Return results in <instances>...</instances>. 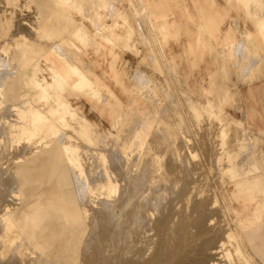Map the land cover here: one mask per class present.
I'll list each match as a JSON object with an SVG mask.
<instances>
[{
  "label": "rangeland",
  "instance_id": "374dc122",
  "mask_svg": "<svg viewBox=\"0 0 264 264\" xmlns=\"http://www.w3.org/2000/svg\"><path fill=\"white\" fill-rule=\"evenodd\" d=\"M30 104L51 115L31 138ZM23 165L45 177L26 194ZM263 170L264 0H0V264H264ZM56 196L82 219L51 210L12 247Z\"/></svg>",
  "mask_w": 264,
  "mask_h": 264
},
{
  "label": "bare ground",
  "instance_id": "6f19581e",
  "mask_svg": "<svg viewBox=\"0 0 264 264\" xmlns=\"http://www.w3.org/2000/svg\"><path fill=\"white\" fill-rule=\"evenodd\" d=\"M94 1V0H93ZM24 5V4H23ZM22 5V6H23ZM36 6V5H35ZM73 6V5H72ZM101 6V5H100ZM136 7V6H135ZM85 9V8H84ZM60 11V10H59ZM38 12V11H37ZM124 17V16H123ZM67 18V17H66ZM41 20V19H40ZM125 20H126V18H125ZM65 21V20H64ZM123 23H125V22H123ZM127 23V22H126ZM34 24V23H33ZM48 25V24H47ZM62 25V24H61ZM128 25V24H127ZM55 26V25H54ZM71 26V25H70ZM141 26V25H140ZM128 27H129V25H128ZM164 27V26H163ZM34 28V27H33ZM39 28V27H38ZM80 28V27H79ZM83 28V27H82ZM125 28H127V27H125ZM165 28V27H164ZM73 29V28H72ZM65 30V29H64ZM80 31V30H79ZM79 31H77L76 33L77 34H79L78 32ZM97 31V30H96ZM95 31V32H96ZM71 32H73V31H71ZM98 32V31H97ZM128 32V31H127ZM80 33H82V32H80ZM64 34V33H63ZM74 34V33H73ZM83 35H84V33H83ZM86 35V34H85ZM84 35V36H85ZM74 36V35H73ZM77 36V35H76ZM80 36V37H79ZM101 36V35H100ZM82 36L79 34L78 35V37L77 38H80V40L82 39L81 38ZM59 38V37H58ZM83 38H85V37H83ZM88 39V38H87ZM109 39V38H108ZM4 40V39H3ZM39 40V39H38ZM79 40V39H78ZM11 42H12V40H11ZM85 42V41H84ZM36 43V42H35ZM42 43H44V42H42ZM49 44V43H48ZM42 45V44H41ZM4 46V45H3ZM9 46V45H8ZM40 46V45H39ZM41 47V46H40ZM2 55V54H1ZM63 61V60H62ZM246 67V66H245ZM15 68V67H14ZM57 73H58V71H57ZM76 71H75V69L73 68V67H66L59 75V77H62V79L64 80V81H70V82H72V83H77L78 85H79V87H78V85L76 84V86L78 87V88H80V84L79 83H82L81 81H83V79H84V77H82V76H77L76 75ZM15 74V73H14ZM54 74V73H53ZM58 75V74H57ZM53 85H55V86H57V83H59V80L56 78V76H55V78L53 77ZM85 80V79H84ZM3 81V80H2ZM1 81V82H2ZM35 81V80H34ZM13 83V82H12ZM34 84V83H33ZM82 84H85L84 82L82 83ZM81 84V85H82ZM60 85V84H59ZM86 85V84H85ZM72 86V85H71ZM73 86H75V84H73ZM88 86V85H87ZM35 87V86H34ZM76 87V88H77ZM83 87V86H82ZM81 87V88H82ZM73 88V87H72ZM74 90V89H73ZM49 92V91H48ZM48 94V93H47ZM58 95V94H57ZM3 96H4V94H3ZM26 96V95H25ZM59 96V95H58ZM5 97V96H4ZM54 97V96H53ZM25 98V97H24ZM22 99V98H21ZM59 99H61V98H59ZM23 100V99H22ZM49 100H50V95H49ZM48 100V101H49ZM50 101H53V100H50ZM55 101H57V100H54V102ZM59 101V100H58ZM61 101V100H60ZM22 103V102H21ZM27 103H29V102H27ZM26 103V104H27ZM31 103V102H30ZM56 103V102H55ZM54 103V104H55ZM40 104H42V102L40 103ZM44 104V105H43ZM42 105L43 106H45V103H43ZM67 104V103H66ZM23 105V104H22ZM57 105H59V103L57 104ZM59 106H61L62 107V103L60 102V105ZM24 107H25V105H24ZM30 110H28V111H31L30 113H28L27 112V110H24V112L26 111L30 116H31V119H32V121H31V119H30V122L28 123V127H29V124H31L32 125V122L34 123V124H36L35 122H37L38 124L40 123V125H42L43 123H41V122H45L46 121V117H44V112H46V113H48L49 111L47 110V111H45V109L43 110V111H41V105L39 106L40 108L38 109V106H36L37 108H35V106H32L31 104H30ZM34 107V108H33ZM49 107V105L46 107V108H48ZM55 107H57L56 105H55ZM68 107V106H67ZM19 108H20V106H19ZM67 109V108H66ZM50 110V109H49ZM71 110H73V109H71ZM23 111V110H22ZM74 111V110H73ZM24 112H23V114H24ZM25 112V113H26ZM66 112V115H67V110L65 111ZM65 112H63V113H65ZM68 113H71V111L69 110V112ZM80 113V112H79ZM17 114V113H16ZM15 114V115H16ZM20 114H22V113H20ZM26 115V114H25ZM24 115V116H25ZM48 116L50 115V113H48L47 114ZM47 115H45V116H47ZM19 116V115H18ZM27 116V115H26ZM51 116V115H50ZM52 116H53V114H52ZM62 116L63 117H65L63 114H62ZM71 116V115H70ZM21 117V116H20ZM29 117V116H28ZM28 117H25V118H28ZM67 117V116H66ZM81 117V116H80ZM22 118V117H21ZM75 118V117H74ZM24 119V118H23ZM51 119H52V117H51ZM70 119V118H69ZM20 121H21V119H19ZM28 120H29V118H28ZM48 120H49V117H48ZM47 120V121H48ZM53 120V119H52ZM64 120H65V118H64ZM66 120H68V119H66ZM78 120H79V118H78ZM78 120H76L77 122H78ZM122 120V119H121ZM27 120L25 119V122H26ZM47 121H46V123H47ZM71 121H72V119H71ZM62 122V121H61ZM67 122V121H66ZM81 122H82V120H81ZM21 123H23V122H21ZM52 123V122H51ZM70 123V122H69ZM71 123H73V122H71ZM68 124V123H67ZM76 124V123H75ZM79 124V123H78ZM21 125V124H20ZM30 125V128H28V129H26V131L29 133V135H30V138L34 135V130H32V128L34 129V128H36V127H33V125L31 126ZM40 125H37V126H39V128H41V126ZM54 126H55V124H54ZM72 126V124L70 125V127ZM76 126H77V124H76ZM32 127V128H31ZM42 127H43V125H42ZM85 127V126H84ZM19 128H22V125L19 127ZM74 128V127H73ZM78 128V127H77ZM76 128V129H77ZM25 129H24V131H25ZM68 130V128L66 127L65 128V130ZM22 130V129H21ZM20 130V131H21ZM50 130H52V132H53V129H50ZM62 130H63V128H62ZM73 131L72 129H69V131ZM79 130H80V127H79ZM83 131H84V129H83ZM21 132H23V130L21 131ZM52 132L50 131V132H47L46 133V135H45V137H44V139L45 138H47V137H50V136H52ZM60 133H61V129H60V131H59ZM80 132V131H79ZM70 134V137H68L69 138V140H70V138L72 137V133H70V132H66V134ZM45 134V133H44ZM68 134V135H69ZM226 134V133H225ZM17 135V134H16ZM60 134H58V136H59ZM62 135V134H61ZM60 135V136H61ZM80 135V134H79ZM64 136V133H63V135H62V137ZM222 136H223V133H222ZM62 137H61V139H60V142H61V140L63 141V139L64 138H66V137H63V139H62ZM105 137V136H104ZM59 139V137H57V140ZM71 139H73V138H71ZM254 140V139H253ZM43 140H41V142H42ZM59 141V140H58ZM77 141V140H76ZM255 141V140H254ZM21 142V141H20ZM65 142V140L63 141V143ZM72 142H74V141H72ZM221 142V141H220ZM261 142V141H260ZM66 143L67 142H65V145H66ZM254 143H256V142H254ZM19 144V143H18ZM17 144V145H18ZM49 143H46V145H48ZM51 144V143H50ZM49 144V145H50ZM68 144H71V142L69 143L68 142ZM260 144V143H259ZM20 145V144H19ZM52 145V144H51ZM71 145H73V144H71ZM254 145V144H253ZM253 145H252V143L250 144V146H248V148H247V151H246V153L245 154H247V155H249V154H254L253 153ZM261 145V144H260ZM63 146V145H62ZM70 146V145H69ZM69 146H65L64 147V150H65V154L64 155H66L67 156V154H68V157L69 158H67V159H69L70 161H68V160H64V163L66 164L67 163V161L68 162H73V163H76L78 160H79V157L81 156L82 157V155H81V153L83 152H80V149L79 148H77V146H73V147H69ZM103 146V145H102ZM148 146V145H147ZM256 146V145H255ZM23 147V146H22ZM257 147V146H256ZM258 147H259V145H258ZM47 148V147H46ZM81 148V147H80ZM85 148H86V146H85ZM88 148V147H87ZM101 148V147H100ZM246 148V145H241L240 146V149L241 150H244ZM23 149V148H22ZM61 149V151H62V148H60ZM94 149H96V148H94ZM220 149V148H219ZM259 149V148H258ZM17 150H18V147H17ZM19 150H20V148H19ZM24 150V149H23ZM99 150V149H98ZM240 150V151H241ZM246 150V149H245ZM36 151H38V150H36ZM239 151V152H240ZM22 152H24V151H22ZM46 152H48V151H43V152H41L40 154H38V155H36L35 157H34V159L32 160L33 162H37V161H43V162H45V158L43 157V155H44V153H46ZM90 152V151H89ZM239 152H236V153H231L230 151H225V155L223 156V158L222 159H224V161H225V158L226 159H228L231 163L232 162H234V161H236V159L239 157ZM243 152V151H242ZM256 152H259V150H256ZM36 153V152H35ZM18 154H20V155H22L21 154V151H20V153H18L17 152V156H18ZM34 154V153H33ZM84 154V153H83ZM87 154V153H86ZM92 154V153H91ZM115 154V153H114ZM223 155V154H222ZM221 155V156H222ZM17 156H16V159H17ZM92 156V155H91ZM94 156H95V154H94ZM121 156V155H120ZM85 157V156H84ZM114 157V156H113ZM22 158H23V156H22ZM83 158V157H82ZM121 158V157H120ZM24 159H25V157H24ZM64 159H66V158H64ZM90 159V158H89ZM113 159V158H112ZM29 160V159H28ZM27 160V161H28ZM51 160V159H50ZM82 160V159H81ZM116 160V159H115ZM120 160V159H119ZM15 161V160H14ZM84 161V160H83ZM90 161H92V160H90ZM107 161V160H106ZM82 162V161H81ZM96 162V161H95ZM112 162V161H111ZM227 162V161H226ZM83 163V162H82ZM88 163V162H87ZM94 163V162H93ZM115 163V162H114ZM223 163V162H222ZM249 163V162H248ZM79 164V163H78ZM113 164V163H112ZM116 164V163H115ZM118 164V163H117ZM69 165H71V163H69ZM226 165V164H225ZM229 165V164H228ZM84 166V165H83ZM82 166V167H83ZM88 166H89V164H88ZM97 166V165H96ZM106 166V165H105ZM114 166H116V165H114ZM237 166V165H236ZM68 167V166H67ZM71 167V166H70ZM79 167H81V165H78V169L80 170V168ZM101 167V166H100ZM108 167V166H107ZM228 167V166H227ZM238 167V166H237ZM20 169L17 171V174L19 175L18 177H19V180H20V185H22V187L24 188V193L26 194V193H28V192H32L34 189H35V187H33L32 186V184L34 183V181L36 180V179H39V177L38 176H44V175H42V174H40V171L42 170V168L43 167H38V166H35V167H32V166H30V165H27V166H24L23 165V167H19ZM72 168V167H71ZM91 168V167H90ZM15 169H17V168H15ZM61 169V168H60ZM64 169V168H63ZM73 169V168H72ZM100 169V168H99ZM231 169H233L234 170V168H233V166L231 167ZM76 170V169H75ZM85 170V169H84ZM83 170V171H84ZM107 170V169H106ZM122 170V169H121ZM119 171V172H122V171ZM222 170H223V167H222ZM45 171V170H44ZM63 171V170H62ZM236 171V170H235ZM262 171V170H261ZM264 171V170H263ZM59 172V171H58ZM60 172H61V170H60ZM59 172V173H60ZM77 172V171H76ZM75 172V173H76ZM101 172V171H100ZM107 172H108V170H107ZM45 173V172H44ZM70 173V172H69ZM69 173H68V175H65V173H63V178H62V180H64V182L66 183V181L68 182L67 184H69V182L70 181H68L69 180V178L71 177V174H70V177H69ZM85 173H86V171H85ZM96 173V172H95ZM232 173H234V172H232ZM248 173V175H249V179L248 180H250L251 182H252V180L253 181H256V178H257V173H258V167L257 166H255V165H253L250 169H249V171L247 172ZM40 174V175H39ZM73 174V173H72ZM88 174V173H87ZM87 174H85V175H87ZM99 174V173H98ZM101 174V173H100ZM111 174V173H110ZM110 174H109V176H110ZM116 174V173H115ZM125 174V173H124ZM102 175H103V172H102ZM101 175V176H102ZM15 176V175H14ZM40 176V177H41ZM78 176V175H77ZM89 176V175H88ZM126 176V175H125ZM233 176V175H232ZM17 177V176H16ZM17 177V178H18ZM38 177V178H37ZM96 177V176H95ZM94 177V178H95ZM104 177H105V175H104ZM103 177V178H104ZM108 177V176H107ZM112 177V176H111ZM235 177V176H234ZM45 178V177H44ZM43 177H41V179L43 180L44 179ZM75 177H74V174H73V179H74ZM89 178H91L90 176H89ZM99 178V177H98ZM110 178V177H109ZM113 178V177H112ZM127 178V177H126ZM41 179L40 180H38V181H41ZM71 179V178H70ZM76 179V180H75ZM74 179V182L75 183H73L72 182V180H71V183H73V185H75V188H79V186L80 187H82L81 186V183H80V185L78 184L79 183V181L77 180V177ZM115 179V178H114ZM118 179H120V178H118ZM122 179H124V178H122ZM246 179V180H247ZM15 180H18V179H14V181ZM62 180H60V181H62ZM80 180V179H79ZM104 180V179H103ZM121 180V179H120ZM14 181H13V183H14ZM37 181V180H36ZM111 181V178H110V180L108 179V182H110ZM245 181V180H244ZM33 182V183H32ZM89 182H90V179H89ZM102 182V181H101ZM113 182H114V180H113ZM112 182V183H113ZM15 183H16V181H15ZM43 183V182H42ZM84 183V188H86L85 186V182H83ZM82 183V184H83ZM88 183V182H87ZM95 183V182H94ZM243 183V186L246 184H244V182H242ZM250 183V182H249ZM35 184V183H34ZM90 184V183H89ZM91 184H93V183H91ZM15 185V184H14ZM19 185V184H18ZM60 185H62L61 184V182H60ZM69 185H71V184H69ZM118 185H119V183H118ZM239 185V184H238ZM248 185V184H247ZM95 186V185H94ZM107 186V185H106ZM246 186V185H245ZM263 186V185H262ZM15 187V186H14ZM73 187V186H72ZM88 187V186H87ZM239 187V186H238ZM17 188V187H16ZM21 188V187H20ZM77 188V189H78ZM91 188V187H90ZM61 189V188H60ZM74 189V188H73ZM240 189V188H239ZM249 189H251V188H249ZM81 190V189H80ZM117 190V188L116 187H114L113 188V186L111 187V191L109 192L110 194L112 193V192H115ZM16 191H18V190H16ZM70 191H71V186H70ZM88 191V190H87ZM77 192H79V191H77ZM247 192V191H246ZM70 193V192H69ZM240 193V192H239ZM64 194V196H65V193H63ZM79 194V193H78ZM63 196V197H64ZM66 196L68 197V195L66 194ZM65 196V197H66ZM74 196H75V194L73 195L72 194V198L70 199L71 201H72V199L74 198ZM77 196V195H76ZM75 196V197H76ZM77 197H79V200L81 199L80 198V196H77ZM69 198V197H68ZM68 198H66V201L68 200ZM258 198V197H257ZM78 199V198H77ZM123 199H124V197H123ZM251 199H253V198H251ZM121 200V199H120ZM71 201H69V202H71ZM65 203L67 204V202H64V200L63 199H61L59 196H56L55 198H54V200L51 202V204L49 205V206H45V205H41V203L40 204H37L35 207H33V209H32V211H30V212H26V211H24V212H22L21 213V215L19 216V217H17L18 216V214H17V218H15L14 220L17 222V224L15 225V226H17L18 228H19V233H18V237L17 236H15L13 239H12V247L14 246V245H16L15 243H16V241L18 240V238L21 236H23V234H26V227L27 226H29V225H32V234H30V236H28V237H31L32 239L33 238H35V235H36V233H35V230H36V228L39 226V224L45 219V218H50V211L51 210H54V209H63V213H64V215L62 216L63 217V219H66V220H68V219H70V218H72V214H73V216L74 215H76L75 217H76V219L77 220H79V219H82L81 218V216L79 215V214H76L75 213V210H74V208H73V210H72V207H71V210L70 209H64L65 208ZM80 203V202H79ZM112 204V203H111ZM82 205V204H81ZM1 206V205H0ZM77 206V205H76ZM75 206V207H76ZM80 206V205H79ZM83 206V205H82ZM107 206V205H106ZM105 206V207H106ZM112 207V206H111ZM80 208H82V207H79V209ZM84 208V207H83ZM82 208V209H83ZM109 208V207H108ZM107 210V209H106ZM78 211V210H77ZM81 211V210H80ZM83 212V211H82ZM4 222V221H3ZM10 222H13V220H11ZM4 224V223H3ZM119 228V227H118ZM121 230L123 231V229L121 228ZM117 231H119V230H117ZM120 234V233H119ZM118 234V235H119ZM121 237V236H120ZM221 243V242H220ZM11 247V248H12ZM241 256V255H240ZM205 258V257H204ZM207 258V257H206ZM208 260V259H207ZM245 260V259H244ZM215 261V260H214ZM248 261V260H247ZM219 263V262H218ZM205 264V263H204Z\"/></svg>",
  "mask_w": 264,
  "mask_h": 264
}]
</instances>
